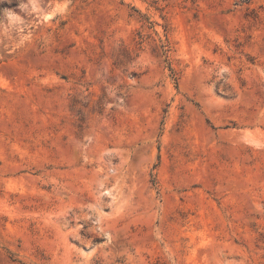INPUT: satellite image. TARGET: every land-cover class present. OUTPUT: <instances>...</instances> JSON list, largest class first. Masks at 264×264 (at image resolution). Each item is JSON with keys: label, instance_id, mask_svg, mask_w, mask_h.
<instances>
[{"label": "rangeland", "instance_id": "374dc122", "mask_svg": "<svg viewBox=\"0 0 264 264\" xmlns=\"http://www.w3.org/2000/svg\"><path fill=\"white\" fill-rule=\"evenodd\" d=\"M0 264H264V0H0Z\"/></svg>", "mask_w": 264, "mask_h": 264}]
</instances>
